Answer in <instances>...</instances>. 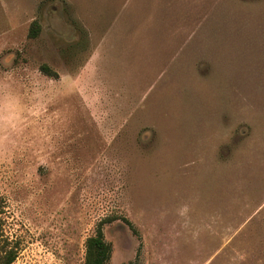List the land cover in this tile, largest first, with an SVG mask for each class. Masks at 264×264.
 Listing matches in <instances>:
<instances>
[{
	"label": "rangeland",
	"instance_id": "obj_1",
	"mask_svg": "<svg viewBox=\"0 0 264 264\" xmlns=\"http://www.w3.org/2000/svg\"><path fill=\"white\" fill-rule=\"evenodd\" d=\"M247 2L0 0L12 264H82L107 216V264H264V11Z\"/></svg>",
	"mask_w": 264,
	"mask_h": 264
},
{
	"label": "trees",
	"instance_id": "obj_2",
	"mask_svg": "<svg viewBox=\"0 0 264 264\" xmlns=\"http://www.w3.org/2000/svg\"><path fill=\"white\" fill-rule=\"evenodd\" d=\"M41 24L38 20L31 23L29 36L36 37L40 34ZM42 70L49 76L58 77V72L51 69L47 64L42 65ZM118 217L107 216L99 221L94 235L87 238L85 243V258L82 264H107L112 256V243L105 238L104 228L107 224H111ZM133 232H138L134 224L123 217ZM18 257L17 246H10L7 237H4L2 228L0 227V264H12Z\"/></svg>",
	"mask_w": 264,
	"mask_h": 264
},
{
	"label": "crops",
	"instance_id": "obj_3",
	"mask_svg": "<svg viewBox=\"0 0 264 264\" xmlns=\"http://www.w3.org/2000/svg\"><path fill=\"white\" fill-rule=\"evenodd\" d=\"M248 6L250 8L257 7L258 10H263L264 11V0H249L247 2ZM263 31H264V26H263ZM258 64H259V74H263L264 77V43L263 45H259L258 48Z\"/></svg>",
	"mask_w": 264,
	"mask_h": 264
}]
</instances>
